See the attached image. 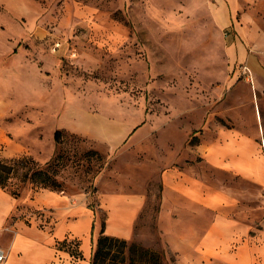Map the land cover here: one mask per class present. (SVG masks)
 Listing matches in <instances>:
<instances>
[{"label":"rangeland","instance_id":"rangeland-1","mask_svg":"<svg viewBox=\"0 0 264 264\" xmlns=\"http://www.w3.org/2000/svg\"><path fill=\"white\" fill-rule=\"evenodd\" d=\"M238 1V30L225 33L206 0H0V159L30 158L60 184H22L15 213L53 225L50 212L72 205L94 213L98 237L103 198L138 195L133 236L115 237L166 255L157 225L163 179L186 170L207 190L230 188L249 264H264V177L235 176L199 150L235 129L264 172V0ZM233 41L254 65L230 60ZM66 104L130 121L132 134L116 148L63 129L55 141L56 126L70 120ZM47 191L62 200L36 205Z\"/></svg>","mask_w":264,"mask_h":264},{"label":"crops","instance_id":"crops-1","mask_svg":"<svg viewBox=\"0 0 264 264\" xmlns=\"http://www.w3.org/2000/svg\"><path fill=\"white\" fill-rule=\"evenodd\" d=\"M206 1L219 30L225 33L238 30L235 21L238 0ZM227 50L230 60L255 64L242 45L233 41ZM63 110L70 120L59 123L58 130L107 143L111 148L118 147L132 134L130 121L116 120L88 109L78 110L70 104ZM141 132L142 128L136 129L134 136ZM240 136L235 129H223L217 141L201 143L199 150L213 166L245 180L261 182L264 177L261 161L250 139ZM185 171L174 172L163 179L157 225L165 256L172 253L175 256L173 264H249L252 253L246 251V225L233 218L238 200L230 188L207 190L204 182ZM60 200L57 194L48 191L35 199L36 205H52ZM142 200L138 195H106L103 198L107 211L105 233L123 238L133 236V225L141 211ZM17 203L16 197L0 188V246L7 253L2 264H90L98 235L93 212L72 205L57 206L50 212L53 225L40 226L36 218L27 223L20 216L21 212L16 214ZM65 238L79 240L80 258L56 247V242Z\"/></svg>","mask_w":264,"mask_h":264},{"label":"trees","instance_id":"trees-1","mask_svg":"<svg viewBox=\"0 0 264 264\" xmlns=\"http://www.w3.org/2000/svg\"><path fill=\"white\" fill-rule=\"evenodd\" d=\"M60 130L54 132L57 141ZM26 182H32L36 188L58 187L60 184L46 170L39 168L37 163L26 157L17 159H0V188L8 191L14 197L20 192V187ZM77 245V250L70 249ZM56 247L67 250L76 258L81 257L79 240L67 239L56 242ZM165 264V255L156 250L143 248L137 244L127 246V241L115 236L104 234V227L94 243L90 264Z\"/></svg>","mask_w":264,"mask_h":264},{"label":"built area","instance_id":"built-area-1","mask_svg":"<svg viewBox=\"0 0 264 264\" xmlns=\"http://www.w3.org/2000/svg\"><path fill=\"white\" fill-rule=\"evenodd\" d=\"M239 73L248 81H253V74L251 69L246 64L239 65ZM6 251L3 247L0 246V264H2L6 259Z\"/></svg>","mask_w":264,"mask_h":264}]
</instances>
